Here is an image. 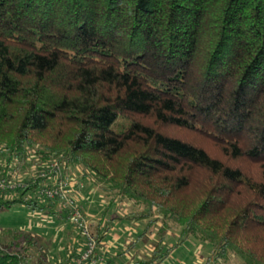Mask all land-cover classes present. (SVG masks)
Here are the masks:
<instances>
[{
	"label": "trees",
	"instance_id": "16d2710c",
	"mask_svg": "<svg viewBox=\"0 0 264 264\" xmlns=\"http://www.w3.org/2000/svg\"><path fill=\"white\" fill-rule=\"evenodd\" d=\"M3 152L137 207L92 220L98 247L128 219L158 228L144 264L189 238L204 264H264V0H0ZM39 176L0 209L48 212ZM0 264H48L43 239L0 227Z\"/></svg>",
	"mask_w": 264,
	"mask_h": 264
},
{
	"label": "rangeland",
	"instance_id": "374dc122",
	"mask_svg": "<svg viewBox=\"0 0 264 264\" xmlns=\"http://www.w3.org/2000/svg\"><path fill=\"white\" fill-rule=\"evenodd\" d=\"M190 136L200 141L194 134H190ZM200 142L203 143L204 140ZM207 145L209 146V144ZM8 159L9 156L6 152L0 154V181H3V183L9 181L10 184H18V182H20L25 186L38 178L43 167L46 168L51 165L52 162H55V160L51 162L47 160H38L35 159L34 156L26 160H21L17 157ZM44 171L47 170L44 169ZM81 174V168L69 167L67 170L63 171L64 176H62L67 179L82 181ZM44 180L46 179H43V181ZM82 182L84 186L87 183L86 180ZM22 189L23 187H16L11 190L0 189V195L3 194L7 199H13L20 194ZM95 192L96 199H100V197H97V195H99L98 192H100L102 195L101 199H103L104 202H109L104 192L97 191L96 189ZM35 193L36 191L33 193L28 192L27 196L33 197ZM38 202H41L39 198ZM42 203L45 207H49V209H47L49 210L48 214H46L47 217L45 218L43 217V214L46 212L45 210L36 215L19 203H14L8 208L0 209V227L28 228L43 239L44 247L48 255V264H62L67 260L71 248L74 247L73 249L75 250L77 247H80L82 241L77 236L76 230L62 217L60 206L49 201H43ZM90 209L92 208L85 207L83 210L89 213L92 220H96L97 217H100L103 210L102 208H100L101 210L94 208L93 211L97 214L94 213V215H92ZM133 211L134 215H136L137 207L134 208L131 202L116 199L107 212L104 213L106 215L105 218L108 219L116 215L125 216L126 214L133 213ZM114 224L113 231L116 232V236L113 237L112 233L108 232L109 234L107 233L108 235L106 234L105 236L107 237L106 250L104 252L103 249H100L101 252H104L106 260H114L117 264H133L137 261L144 264L149 259L153 247L159 239L158 228H154L151 233H146L139 238L145 226V221L117 219L114 221ZM127 228H129V230H127ZM179 233L180 227L172 224L170 228L163 233L165 237L164 247L167 248L171 245H175L178 242ZM130 245L132 246L129 247ZM125 253L127 255H124ZM210 253L211 250L208 244L200 243L193 238H189L183 244H179L168 258L155 264H204L206 258L210 256ZM215 264L243 263L237 256L231 254L227 262L219 261Z\"/></svg>",
	"mask_w": 264,
	"mask_h": 264
},
{
	"label": "built area",
	"instance_id": "2783aa9c",
	"mask_svg": "<svg viewBox=\"0 0 264 264\" xmlns=\"http://www.w3.org/2000/svg\"><path fill=\"white\" fill-rule=\"evenodd\" d=\"M44 180L37 188L40 197L52 203H57L60 209L65 210L63 217L77 232L82 243L75 250L71 248L68 264H105L106 257L98 247L96 236L93 234L90 224L92 217L79 205L77 197L78 189L83 185L74 179H67L60 175V164L55 161L48 166L47 171L40 174ZM7 183V184H5ZM0 181V189H15L25 187L18 182L10 184L9 181Z\"/></svg>",
	"mask_w": 264,
	"mask_h": 264
},
{
	"label": "crops",
	"instance_id": "0c3cea01",
	"mask_svg": "<svg viewBox=\"0 0 264 264\" xmlns=\"http://www.w3.org/2000/svg\"><path fill=\"white\" fill-rule=\"evenodd\" d=\"M74 181H76V179H74ZM83 181V180H82ZM82 181H76V182H79V183H81L82 185H83V187L82 188H80V189H78V191H77V197H78V199H79V201H80V206L82 205L84 208L86 207H90V208H92V209H90V213L92 214V215H94V213L95 214H97L96 212H94L93 211V209L95 208V209H99V210H101L100 208H102L103 210H102V213L100 214V217H97L96 219H98V218H101L103 215H105V209H106V207L109 205V202H104L103 201V199H101L102 198V195H101V193L100 192H98L99 193V195H97V197H100V199L99 198H95L96 197V192H95V189L97 190V191H99L96 187H94L93 185H91L90 183H86L85 184V186H84V184H83V182ZM94 188V189H93ZM107 205V206H106ZM81 206V207H82ZM82 207V209H84ZM46 209H49V207H46ZM93 212V213H92ZM88 213V212H87ZM46 214H48V212H45L44 214H43V217L45 218V217H47V215ZM89 214V213H88ZM37 215V214H36ZM117 220V219H116ZM114 223H113V226L111 227V231L109 230L108 232L109 233H112V236L114 237V236H116V232H114L113 231V228H114ZM127 230H129V228H127ZM126 230V231H127ZM107 232V233H108ZM108 233V234H109ZM107 234V235H108ZM107 237H104L102 240H101V245H100V247H99V249H103V251L105 252V250H106V242H107V239H106ZM105 240V241H104ZM124 255H127L126 253L124 254ZM108 261L110 262L109 264H117L116 263V261H114V260H111V259H108ZM107 261V262H108Z\"/></svg>",
	"mask_w": 264,
	"mask_h": 264
}]
</instances>
